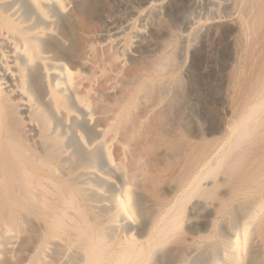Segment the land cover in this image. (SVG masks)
I'll return each mask as SVG.
<instances>
[{"label":"bare ground","instance_id":"bare-ground-1","mask_svg":"<svg viewBox=\"0 0 264 264\" xmlns=\"http://www.w3.org/2000/svg\"><path fill=\"white\" fill-rule=\"evenodd\" d=\"M0 264H264V0H0Z\"/></svg>","mask_w":264,"mask_h":264},{"label":"rangeland","instance_id":"rangeland-1","mask_svg":"<svg viewBox=\"0 0 264 264\" xmlns=\"http://www.w3.org/2000/svg\"><path fill=\"white\" fill-rule=\"evenodd\" d=\"M202 3H203V2H202ZM203 7H204V6H203ZM203 7L201 6L199 9H197V10H198V11H197L198 15H204V14L206 13V11L204 10ZM201 9H202V10H201ZM200 10H201V11H200ZM201 12H202L203 14H202ZM200 13H201V14H200ZM217 66H218V68L216 67L217 70H220V71H222L221 69L224 68V67H222V66H220V65H217ZM219 66H220V67H219ZM184 72H186V71L184 70ZM220 76H221V78H222V74H220ZM220 76H219V77H220ZM221 78H220V79H221ZM216 106H217V107H216ZM222 106H224V105H222V104H217V105H215V106L213 105V108H212V109L215 108V109L213 110V113H214L215 115L221 117V118H222L223 115H224V113H223L224 110H223ZM199 110H200V109H199ZM197 111H198V110H197ZM215 111H216V113H215ZM198 115H199V114L197 113V116H198ZM199 116H200V115H199ZM199 116H198V118L201 120V116H200V117H199Z\"/></svg>","mask_w":264,"mask_h":264}]
</instances>
